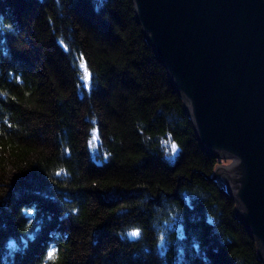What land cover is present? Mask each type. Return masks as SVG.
Instances as JSON below:
<instances>
[{
	"label": "trees",
	"instance_id": "16d2710c",
	"mask_svg": "<svg viewBox=\"0 0 264 264\" xmlns=\"http://www.w3.org/2000/svg\"><path fill=\"white\" fill-rule=\"evenodd\" d=\"M216 162L132 0H0V264H262Z\"/></svg>",
	"mask_w": 264,
	"mask_h": 264
},
{
	"label": "water",
	"instance_id": "95a60500",
	"mask_svg": "<svg viewBox=\"0 0 264 264\" xmlns=\"http://www.w3.org/2000/svg\"><path fill=\"white\" fill-rule=\"evenodd\" d=\"M264 264V0H132Z\"/></svg>",
	"mask_w": 264,
	"mask_h": 264
},
{
	"label": "snow or ice",
	"instance_id": "6c2138e0",
	"mask_svg": "<svg viewBox=\"0 0 264 264\" xmlns=\"http://www.w3.org/2000/svg\"><path fill=\"white\" fill-rule=\"evenodd\" d=\"M85 79H87V76L85 77ZM171 148H172V151L174 152L176 150L177 146L173 143L171 145ZM129 235L132 237H138L140 235V232L137 229V230L132 231ZM49 255H52V253H49Z\"/></svg>",
	"mask_w": 264,
	"mask_h": 264
},
{
	"label": "rangeland",
	"instance_id": "374dc122",
	"mask_svg": "<svg viewBox=\"0 0 264 264\" xmlns=\"http://www.w3.org/2000/svg\"><path fill=\"white\" fill-rule=\"evenodd\" d=\"M231 159L230 157H227V158H223V165H227L228 163L231 162Z\"/></svg>",
	"mask_w": 264,
	"mask_h": 264
}]
</instances>
